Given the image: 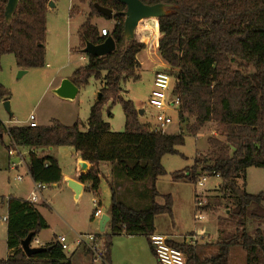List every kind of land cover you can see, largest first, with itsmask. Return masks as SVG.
Masks as SVG:
<instances>
[{
    "label": "trees",
    "instance_id": "1",
    "mask_svg": "<svg viewBox=\"0 0 264 264\" xmlns=\"http://www.w3.org/2000/svg\"><path fill=\"white\" fill-rule=\"evenodd\" d=\"M54 1L19 0L11 22L6 24L3 10L7 0H0V61L3 55L12 54L19 70L44 66L46 11ZM88 1L92 12L78 29L79 52L86 42L96 45L108 37L101 36L90 22L93 15L102 17L94 3L113 11L115 25L109 36L115 50L103 57L85 55L87 62L70 76L78 88L91 78L101 83L100 97L97 95L89 109L85 130H81V123L65 126L55 119L34 128L5 127L0 122V139L5 133L19 148L28 150L29 176L48 187L61 183V170L55 158L38 156L37 149L73 147L91 164L80 180L89 182L93 192L100 184L96 166L110 164L109 234H97L109 262L113 237L143 236L149 244L155 217L171 215V195L160 194L155 186L157 178L166 174L161 158L177 154L186 135L196 137L206 124L213 123L223 140L210 136L209 157H196L192 166L173 172L171 177L195 183L202 175H217L220 184L206 196L200 209L216 213L223 207L233 230L219 229L217 253L205 259H200L192 246L168 243L187 254V264H229L233 247L244 251L245 264H264V192L250 194L244 183L248 168L264 169V0H140L146 5L168 6L167 15L154 20L152 31L160 34L157 49L174 77V93L181 100L180 128L174 134L151 132L147 122L141 123L133 101L120 95L126 81L139 79L137 55L146 48L136 37L130 42L124 38L126 6L116 0ZM147 40L144 37L143 41ZM10 95L0 85V103L9 101ZM106 102L120 104L123 131H112L103 119ZM110 109L108 118L112 117ZM158 197L162 204L156 201ZM5 203L9 255L0 259V264H71L55 241L45 245V251L27 257L20 242L29 234L34 239L48 225L35 203L12 195ZM251 223L256 227L249 231Z\"/></svg>",
    "mask_w": 264,
    "mask_h": 264
},
{
    "label": "rangeland",
    "instance_id": "2",
    "mask_svg": "<svg viewBox=\"0 0 264 264\" xmlns=\"http://www.w3.org/2000/svg\"><path fill=\"white\" fill-rule=\"evenodd\" d=\"M92 12L89 1L80 2L78 0H55L54 7L48 8L46 11V34H45V58L44 66L30 68L24 75L17 78L18 67L16 66L14 56L12 54L3 55L0 61V85L10 92V112H6L2 103H0V122L5 126H23L28 125V117L34 114L37 125H48L51 120L59 119L67 121V123L84 124L88 114L89 107L93 103L98 89L99 83L91 78L88 84L81 87L73 99H63L55 94L54 88H49L48 83L59 77L70 76L75 69L83 66L84 62L80 60L78 29L85 23L88 15ZM91 24L96 26L98 30L106 27L111 29L115 25L114 20H107L104 17L93 15ZM144 24V23H143ZM147 31L142 34L136 31L135 37L147 36L150 47L142 50L137 59L140 63V77L138 80H128L123 84V89L120 95L135 102L138 110H146L143 116H139L141 123H151V110L145 105L147 97L153 84V75L155 66L162 64L158 49L153 47L155 36L152 32L153 21L148 20L145 23ZM157 34V33H155ZM174 85V80L171 81V88ZM111 106L112 117H107V109ZM11 114V115H10ZM173 123L168 126L165 133H177L180 124L178 125V115L175 111L168 113ZM71 117V120L68 119ZM102 117L109 122L110 127L114 132L124 130V115L121 106L118 102L111 105L106 102L102 107ZM193 119H190V123ZM71 124V125H72ZM217 135L223 140L218 132L216 133L215 124H206L196 137L186 135L184 144L177 148L178 153L174 155H164L161 158V164L166 171L164 176L158 177L155 186L158 192L162 195L170 194L172 198V213L157 215L154 219V227L156 232L167 234L176 243L187 241L188 236L198 233L201 230L205 233L199 243L194 248L195 253L200 259L209 258L217 253L215 242L219 239L223 231L233 230L232 223L227 221L226 212L221 207L218 212L196 211L195 193L199 194L203 205L206 203V196L212 194L216 190V177H207L202 188L196 183H190L186 180H173L171 174L175 171H180L192 166L195 158L209 157V149L207 139L210 136ZM0 141V259L6 257V223L2 221V217L6 214L5 198L9 195L26 196L29 189V176H25L23 182L14 180L17 173L8 170L9 158L7 149L11 142L4 133ZM0 139V140H1ZM54 154L59 159V163L63 171H70L74 168L73 149L70 146L55 147ZM22 150V149H19ZM23 151V150H22ZM25 162H28V156H25ZM17 162L16 158H11ZM104 179L103 169L99 170ZM20 173L24 172L20 168ZM204 176V175H202ZM246 183L250 193L256 194L264 192V169L253 167L246 173ZM64 187V186H63ZM63 187L52 186L43 192L44 200L47 205H40L39 208L44 212L51 223L53 230L56 233L66 232L68 224L79 225L88 222V214H92L93 206L92 199L96 196L101 202L103 213H109L110 194L106 183L103 180L99 185L98 194L84 191L82 197L78 200H73L65 194ZM63 190V191H62ZM156 201L159 204L163 203V199L158 197ZM57 210L60 216L53 211ZM196 212H201L204 219L197 221L194 218ZM61 219H60V218ZM222 222V223H221ZM255 224H248L249 231L255 229ZM264 230V223L261 226ZM218 229V230H217ZM194 232V233H193ZM201 233V232H200ZM45 235H50L51 231L44 232ZM34 246V244H33ZM114 258L120 264H125L127 260L126 252L130 253L136 260L137 264H148L147 256L151 255L149 244L143 236H115L112 239V247ZM185 253V252H184ZM187 264V254H185ZM229 264H245V253L239 247L230 249L228 256ZM157 262V261H156ZM158 264V263H157Z\"/></svg>",
    "mask_w": 264,
    "mask_h": 264
},
{
    "label": "built area",
    "instance_id": "3",
    "mask_svg": "<svg viewBox=\"0 0 264 264\" xmlns=\"http://www.w3.org/2000/svg\"><path fill=\"white\" fill-rule=\"evenodd\" d=\"M149 20H152L154 22L153 19H149ZM146 21L148 20L141 21L138 24L136 31H139L141 33L147 31V26H145ZM99 32L101 36H109L110 34V30L106 27L101 28ZM154 36L156 41L158 38V32L157 34L154 33ZM137 39L141 42H144L142 38H138V36ZM144 44L148 46L147 42H145ZM81 59L85 60V57H82ZM172 80H174V77L171 74H169V68L158 70L154 74L152 89L145 102V105L152 111L151 114H149L151 123L147 122L149 124V130L151 132L165 133L168 126H170L173 123L172 118L168 113L170 111H175L176 114L178 115L180 111V106H181L180 96L177 93H174V85L171 88ZM145 112L146 110H144V114ZM28 121H29L28 122L29 127L31 128L37 127L34 114L29 115ZM178 125H179V119H178ZM7 155L9 158V162H8L9 169L16 170L18 167L24 166V160L22 158L23 153L19 150V147L13 142L9 143V148L7 149ZM11 158H16L17 162L12 161ZM207 177L208 176L206 175L199 177L195 182L197 186L202 188L207 180ZM214 177L219 178L217 175ZM15 180L21 182L22 177L20 175H17L15 177ZM47 188L48 186H46L44 183L33 182V188L30 192L28 201L32 203L40 202L42 200L41 194ZM202 192L203 190L199 194L195 193L196 211L197 210L202 211L200 209L203 206V203L200 198ZM91 203L93 206V211L91 215L92 219H100L104 214L102 212L100 201L95 196L92 199ZM194 218L197 221H200L204 219V215L201 212H196ZM2 221L4 222L6 221V216L2 217ZM202 237H203V233L193 234L191 236H188L187 241L186 242L184 241V243L189 246L195 247L196 244L199 243L198 241L202 239ZM55 242H57L60 245L63 253H69L72 251L73 248L74 249L80 248L88 252L92 264H109L108 261L105 259L106 249L104 246V242L102 238L99 237L97 234H78L77 236H75L72 242H69L66 236L59 235L56 237ZM168 242H169L168 237L163 234L154 233L149 236V245L152 248V253L157 263L186 264L185 253L182 250L171 246ZM30 247H38L37 240L32 239V241L30 242Z\"/></svg>",
    "mask_w": 264,
    "mask_h": 264
},
{
    "label": "crops",
    "instance_id": "4",
    "mask_svg": "<svg viewBox=\"0 0 264 264\" xmlns=\"http://www.w3.org/2000/svg\"><path fill=\"white\" fill-rule=\"evenodd\" d=\"M153 26H154V22H153ZM98 29V28H97ZM101 29V28H100ZM99 29V30H100ZM110 31L112 30V28L111 29H109ZM156 30L158 31V27L156 28ZM153 32V31H152ZM142 34H144V32L142 33ZM153 34H154V32H153ZM144 37H147V36H144V35H142V36H139L138 35V38H142V40L144 39ZM159 37H160V34H159V32H158V38H157V40L155 41V42H153V47H155V48H157V42H158V39H159ZM143 43H145V42H143ZM148 44V46L146 45V49L147 48H149L150 47V45H149V43H147ZM82 57H85V60H82L81 58ZM2 58V57H1ZM80 60L81 61H83L84 62V64L87 62V58H86V56H85V54H83L82 52H80ZM83 64V65H84ZM169 67L164 63V62H162V64L161 65H158V67L157 66H155V69H154V74H155V72L156 71H158V70H161V69H168ZM27 71V70H26ZM71 76V75H70ZM70 76H64V77H59V78H56V79H53V80H51L49 83H48V85L47 86H49V88H54L53 90H55L54 92H55V94H56V90H58L59 89V87H60V84H61V82L63 81V80H69L70 81ZM153 77H154V75H153ZM98 83H99V89L101 88V83L99 82V81H97ZM74 85V84H73ZM75 86V85H74ZM84 87V86H83ZM77 88V93H78V91H79V89L81 88H78V87H76ZM99 89H98V92H97V95H98V93H99ZM152 89V88H151ZM151 91V90H150ZM77 93H76V95H77ZM57 95V94H56ZM75 95V96H76ZM97 95H96V97H95V99H94V101H93V103L96 101V99H97ZM75 96L73 97V98H75ZM61 98H63V97H61ZM73 98H63V99H68V100H70V99H73ZM93 103L91 104V105H93ZM134 103V106H135V108L138 110V106L135 104V102H133ZM91 105H90V107H91ZM90 107H89V109H90ZM143 110V109H142ZM11 115V114H10ZM89 115V114H88ZM88 118V117H87ZM57 120V119H56ZM69 120H71V117H69V119H68V122H69ZM87 120V119H86ZM58 121L59 122H61V120H59L58 119ZM106 121V120H105ZM75 122H77V121H75ZM63 125H65V126H70L72 123H67V121H62L61 122ZM74 124V123H73ZM82 124V123H81ZM49 125V124H48ZM23 126H27V125H23ZM37 126H47V125H42V124H40V125H37ZM85 127H86V121H85V123L84 124H82V126H81V130H85ZM111 130H113L112 128H111ZM199 135V134H198ZM8 137V136H7ZM0 141H2V139L0 140ZM19 149H22V148H19ZM71 149H73V156L71 157L72 159H73V163H74V168H72V169H70V171H66V172H64L63 171V168L61 167V164L59 163V159H58V157H56V155L54 154V151L56 150V148L55 147H47V148H42V149H37V150H35L34 152L38 155V156H42V155H50V156H52L53 158H55L56 159V161H57V163H58V165H59V168H60V170H61V174H62V181H61V183H59V184H53L52 186H58V187H63V190L65 191V194L66 195H68L69 197H71L73 200H78L80 197H82V195H83V193H84V191H90V192H93V191H91L90 190V186H91V184L89 183V182H82L81 180H80V176L81 175H85L86 173H87V171H88V169L91 167V164L89 163V162H87V161H85V160H83L82 159V157H81V155H80V153L79 152H76L75 151V149L73 148V147H71ZM23 150V151H22ZM22 150H20L22 153H23V155H22V158H23V160H24V166H20V167H18L16 170H11V169H9V167H8V170L9 171H15L16 173H17V175H20L21 177H22V181L21 182H23V180H24V177L25 176H29V173H28V170H27V167H26V162H25V156L26 155H28V150H25V149H22ZM85 163L86 164V171L85 172H83V173H81L80 172V170H79V163ZM20 168H23L24 169V172L23 173H20L19 172V170H20ZM98 168H99V170H101L102 171V169L104 170L103 171V173H104V176H105V178L106 179H104L103 177H102V175H101V173L99 172V179H100V183L104 180L105 181V183H106V186H107V189H108V181H109V179H110V172H111V167H110V164L108 163V162H100L99 164H98ZM253 167H250V168H248L247 169V171H246V173L250 170V169H252ZM17 175H15V177L17 176ZM25 175V176H24ZM15 177H14V180H15ZM218 182H217V184L216 185H218V184H220V179L218 178ZM16 181V180H15ZM69 181H74V182H76L77 184H79V186H80V188L77 190V191H75V190H73L70 186H69ZM29 182H30V186H29V189H28V193L26 194V196H23V195H13L12 194V196H14V197H17V198H21V199H24V200H29V196H30V192H31V190H32V188H33V180L31 179V177L29 176ZM244 183H245V190L248 192V193H250V192H253V191H249L248 190V185H247V183H246V174H245V179H244ZM100 185V184H99ZM51 186H49L48 188H50ZM217 186H215V188H216ZM46 190V189H45ZM62 190V191H63ZM98 190H99V187H98ZM98 190L96 191V192H93V193H97L98 194ZM109 190V189H108ZM44 192V191H43ZM43 192H42V194H41V198H42V200L40 201V202H37V203H35L36 205H37V209L39 210V212H40V214L42 215V217L44 218V220L46 221V223H47V225H48V228H46V229H43V230H41L38 234H37V236L34 238V240H37V242H38V247H44L45 245H47L48 243H50V242H52V241H55V239H56V237L57 236H59V235H64V236H66L67 238H68V240H69V242H72L73 240H74V238H75V236H77L78 234H109V225L108 224H106L105 225V227H104V231H103V233H100V231H99V222H100V219H92V217H91V215H90V213L88 214V217H89V220H88V222H85V223H82V226H81V228L79 227V225L77 224V225H70V224H68V225H66L67 226V228L65 229L66 230V232H63V233H56V230H53L52 229V227H51V223H50V221L48 220V218H47V216H46V214L44 213V212H42L41 210H40V208H39V203H40V205H47V202L44 200V196H43ZM262 192V191H261ZM110 194V193H109ZM250 194H253V193H250ZM257 194V193H256ZM100 201V200H99ZM101 203V202H100ZM56 215H58V216H60V214H59V212L57 211V210H54L53 211ZM104 214H107V215H109V213H104ZM103 214V215H104ZM102 215V216H103ZM5 216H6V214H5ZM4 217V216H3ZM61 217V216H60ZM59 217V218H60ZM61 219V218H60ZM4 222V221H3ZM109 223V222H108ZM155 226V225H154ZM218 230V229H217ZM46 231H51V234L50 235H45L44 234V232H46ZM201 233H205L204 231H200ZM200 232H198V233H194V234H199ZM154 233H157L156 232V227H154ZM157 234H161V233H157ZM163 235H165V236H167L168 237V239H169V241L170 242H174L171 238H170V236L169 235H167V234H163ZM120 236H122V235H120ZM124 236H128V235H124ZM128 237H132V236H128ZM184 243V242H183ZM36 246V245H35ZM149 251H150V253H151V255H149V256H147V258H146V260H147V263L148 264H157V262H156V260H155V258H154V255H153V253H152V251H151V249H150V247H149ZM65 255H66V257H68L69 259H70V262H71V264H92V262H91V258H90V256H89V254H88V252L86 251V250H83V249H72V251L71 252H69V253H64ZM229 254H230V252H229ZM9 255V251L7 250V253H6V257ZM126 255H127V260H126V263L125 264H137V262H136V260L132 257V255L130 254V253H128V252H126ZM5 257V258H6ZM5 258H3V259H5ZM109 264H120V263H118V261L114 258V254H113V251H111V249H110V260H109V262H108Z\"/></svg>",
    "mask_w": 264,
    "mask_h": 264
},
{
    "label": "water",
    "instance_id": "5",
    "mask_svg": "<svg viewBox=\"0 0 264 264\" xmlns=\"http://www.w3.org/2000/svg\"><path fill=\"white\" fill-rule=\"evenodd\" d=\"M117 2L126 6L125 11V19L123 25V34L124 38L130 42L135 39L136 29L138 24L143 20H157L163 18L167 15L168 6L165 4H154V5H146L142 3L140 0H116ZM19 0H7L6 5L3 10V19L6 24H9L13 18V14L16 11ZM49 8L54 7V3L50 2L48 4ZM93 7L95 10L105 19L112 20L113 11L109 8L103 7L98 3H94ZM115 50V43L111 36H108L102 43L100 44H92L89 42L85 43V47L82 49V53L85 55H91L94 57H103ZM26 73V70H19L17 74V78H20L22 75ZM77 93L76 86L69 80H63L60 84L58 90H56V94L63 98H73ZM100 97V94H98ZM6 112H10V103L9 101L2 103ZM144 110H138V115L143 116ZM79 170L81 173L86 171V164L79 163ZM69 186L77 191L80 186L74 181H69ZM110 221V216L104 214L100 218L99 222V231L103 233L104 227ZM32 241V234H29L25 239L20 242V247L24 254L27 257L33 256L37 253L43 252L46 250L45 247H30V242Z\"/></svg>",
    "mask_w": 264,
    "mask_h": 264
}]
</instances>
